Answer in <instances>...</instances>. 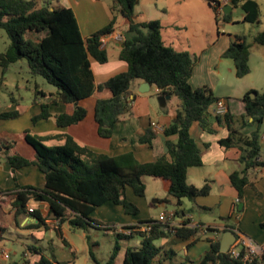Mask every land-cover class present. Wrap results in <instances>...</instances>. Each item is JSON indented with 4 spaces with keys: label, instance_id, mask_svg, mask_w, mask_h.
<instances>
[{
    "label": "trees",
    "instance_id": "obj_1",
    "mask_svg": "<svg viewBox=\"0 0 264 264\" xmlns=\"http://www.w3.org/2000/svg\"><path fill=\"white\" fill-rule=\"evenodd\" d=\"M51 1L38 4L36 0H0V29L5 31L8 38L5 50L0 52V77L4 76L12 62L25 58L31 74L42 76L56 87L57 100L73 104L71 112L54 115L59 127L77 123L84 118L86 108L79 104L81 99L95 90L108 89L110 97L98 98L94 105L97 131L103 137L111 135L118 116L128 110L126 97L132 82L135 79L145 80L158 89L159 95L175 96L178 99L174 116L162 131L165 136L176 135V139L165 140L164 154L141 162L130 151L109 155L79 144L66 133L37 135L25 129L23 137L35 152L34 160L18 153L10 154L8 150L12 142H0L3 148L0 153L4 154L12 168L36 164L44 174L45 183L42 188L24 186L16 192H2V202L14 208L15 216L25 213L33 217L35 226L44 225L48 214L52 213L60 222L68 220L74 229H85L88 226H100V222L91 218L90 213L108 201L121 205L126 213L136 214L138 207L126 197L125 189L129 187L135 195L143 196L145 184L142 177L145 175L167 180L168 192L175 198L177 205L181 204L183 198L192 200L208 194L209 181L202 186L186 181L187 169L202 164V153L190 134V126L193 122H198L202 128L209 130V107L219 99L206 85L191 87L189 78L196 57L187 50H177L165 44L160 34L162 25L159 20L136 21V0H112V14L108 23L85 38L80 33L73 10L61 4L53 5ZM211 1L215 4L210 3L216 23L220 18L229 21L230 12L218 14V1ZM229 2L231 6L241 9L243 22L259 23L260 9L256 0ZM116 14L128 21L127 28L121 34L118 53L119 58L126 61L127 68L95 85L90 58L100 63L107 60V52L101 46L100 38L113 30L117 23ZM253 42L264 45V29L253 35ZM249 48L246 35L235 34L221 54L232 60L236 77H242L250 70ZM251 91L255 92L254 97L250 96ZM240 100L243 103L240 114L227 109L224 114L215 115L217 120L222 118L229 129L228 135L219 139V143L224 147L235 146L240 150L242 167L229 173L230 183L237 191L238 203L242 202L244 189L249 184V169L264 164V160L259 158L264 91H247ZM17 113L16 110L5 111L0 113V117H12ZM49 116L51 113L48 112L47 105L42 104L41 112L32 121ZM248 117L256 123L249 135L232 127L234 118L241 121V128L247 124ZM154 135L155 132L147 128L138 136L137 141L150 143ZM49 136L61 139L62 143L45 145L43 141ZM13 193L14 199L7 202L4 197H10ZM30 198L46 201L49 206L48 214L42 216L38 209L27 210L26 203ZM67 209L73 212L70 218L66 217ZM186 222L173 227L154 222L149 231L140 232L138 247L126 248L121 264H161L160 257L161 260L169 259L173 251L155 245L153 240L166 237L170 232L180 238L196 236L197 227L188 226ZM260 226L264 227V221L260 222ZM0 231H3L2 223ZM219 247L220 237L211 240L208 250L196 264H264L262 255L243 261V248L234 257L230 251L221 252ZM118 249L116 241L105 264H113ZM37 264L53 263L41 256Z\"/></svg>",
    "mask_w": 264,
    "mask_h": 264
},
{
    "label": "crops",
    "instance_id": "obj_2",
    "mask_svg": "<svg viewBox=\"0 0 264 264\" xmlns=\"http://www.w3.org/2000/svg\"><path fill=\"white\" fill-rule=\"evenodd\" d=\"M36 1L41 4L40 0ZM216 1H218L217 9H222L225 4L231 6L229 0ZM51 3L53 5L61 4L73 10L83 38L106 25L112 14L111 5L103 3L102 0H52ZM210 3L215 5L212 1ZM232 8L233 6L230 7L229 12ZM185 15V12L180 11L179 18ZM188 19L192 22V16L189 15ZM135 20L138 21L137 18ZM158 20L163 30L168 22L165 23L161 18H158ZM127 25L128 21L121 18L110 33L101 36V46L105 48L108 58L102 63L90 58V67L95 85L105 81L115 73L126 70V61L118 56L121 47L118 37L125 31ZM199 31L201 32L199 37L202 42L196 49L197 52H192L194 56H198V59L193 67L189 83L193 88L202 85L208 86L215 96L225 101L227 109L235 114H240L243 111V103L240 98L245 92L255 90V88L249 82L243 81L237 88L230 86L227 89L219 90L220 68L227 66L228 70L234 72L232 60L222 57L221 54L230 40L233 39V35H246L247 41L250 43L248 57L250 70L244 75L245 77L252 70V49L254 53H258L257 58L264 62V45L253 42L255 32H251V30L247 32L231 31L224 26H220V30L217 27L215 33L204 31V29ZM162 39L165 44L171 45L177 50H186L174 46L172 39L166 40L163 37ZM3 78L4 76L0 77V84ZM142 81L144 80L135 79L132 82L126 97L128 110L118 116V121L114 124L109 137L98 134L97 123L94 119L95 102L98 98L110 97L111 93L108 89L95 90L88 97L81 99L79 104L86 108L84 118L77 123L59 127L55 123L54 115L61 112H71L73 104L57 100L56 90L46 92L35 87V96L29 105L19 104L16 99H12L11 104L0 106V113L13 110L18 112L17 115L12 117H0V142L4 144L12 142L8 152L23 155L18 150L25 142L23 131L29 127L31 133L37 135L69 134L79 144L86 145L96 152L116 155L130 151L141 162L153 160L166 152L165 140H175L176 135L165 136L162 131L155 132L150 143L138 142L137 138L147 128H150L149 122L151 120L156 121L163 127L167 126L174 116L178 99L175 104H168L169 99L172 97L170 96L166 99L165 105L161 106L157 99L158 89L154 85L149 84L148 90L144 92L138 90ZM261 83L262 92L264 91V74ZM153 93H155V96H153ZM226 97L229 98L226 99ZM230 101L236 104H234L233 110L230 107ZM42 104L47 105V110L51 113V116L32 121V118L41 112ZM212 107L213 105L209 107V130L202 128L198 122H193L190 126V134L202 153V164L189 167L186 172V181L190 184L202 186L206 181H209V193L192 199L193 206L188 208L160 209L156 217L151 214L153 212L152 208L157 205L160 206L161 202L176 203V200L168 192L169 182L167 180L157 176L145 175L142 177L145 184L143 196L135 195L129 187L125 189L126 197L138 207L136 214L126 213L121 205L108 201L96 207L90 213V217L99 221L100 226L74 229L70 226L68 220H64L60 222L57 231L51 226L55 216L53 217L52 213L48 214V203L30 198L26 203L27 210L38 209L42 216L48 214L44 225L35 226V219L30 215L22 213L15 216L14 208L6 202L3 203L1 195H3L2 192H16L24 186L42 188L45 183L44 174L33 163L12 168L5 159L4 154L0 153V208L7 216V220L0 219V223L3 224V231H0V264H37L41 256L46 257L53 264H105L111 252L104 259H100L95 255L94 250L100 247V242L97 238H94V231L97 229H101L105 235L110 232L114 234L117 243L119 240L122 241V247L119 246L113 262V264H121L126 248L138 247L140 244V232L143 231L135 226L147 221L157 222L158 215L161 212L170 210L177 211V213L175 212L177 225L187 221L188 226H196L198 231L196 236L188 238H180L172 232L166 237L157 238L161 240L159 246L173 251V255L169 259L161 260V257L159 258L161 264H196L205 251L208 250L210 241L221 237L222 233L229 229H237L264 246V227L260 226V222L264 221V164L249 169V184L244 189L242 207L238 208L237 191L230 183L229 173L242 167L239 160L240 150L235 146L224 147L219 143V139L228 135L229 129L222 118L217 120L215 115L212 114L211 116L210 109ZM240 126L241 121L234 118L232 127L238 129L244 135H249L255 129L256 123L252 121L251 117H248L247 124L241 128ZM45 140L53 141L50 145L62 143L61 139L54 136H49ZM259 143V158L264 160V120L260 127ZM2 149L0 146V151ZM152 178H158L159 181ZM150 197L154 198L150 200ZM4 198L7 202L13 200L14 193L10 197ZM183 204L184 198L180 205ZM192 207L216 215L219 221L210 222L206 215H199V219L196 220L190 211ZM65 213L67 218L73 216V212L69 209ZM135 235H139L140 238L135 240ZM130 241L133 245H130ZM8 243L22 246L18 258H14L12 248L7 246ZM47 249L51 251V254H46ZM3 251L8 253V257H4ZM178 257H181V260Z\"/></svg>",
    "mask_w": 264,
    "mask_h": 264
},
{
    "label": "rangeland",
    "instance_id": "obj_3",
    "mask_svg": "<svg viewBox=\"0 0 264 264\" xmlns=\"http://www.w3.org/2000/svg\"><path fill=\"white\" fill-rule=\"evenodd\" d=\"M43 1L44 0H40V3H42ZM102 1L103 3L111 5V0ZM210 1L211 0H137L134 6V14L136 15L138 21L151 19L158 20V18H161V20L165 21V23L168 22L167 26L164 27L163 30H160V34L162 35L161 37L165 38L166 40L172 39L174 46L178 48H184L189 51V53H192L193 51L195 52L199 47V44L202 42L201 38L199 37L201 34V32L199 31L200 29L215 33L217 27L220 30V26H224L231 31L247 32L248 30H251V32L256 33L258 30L264 28V0H256L260 7V22L257 24L243 22L241 20L242 12L238 6L232 8L230 12V21L225 22L220 18L216 23L214 18V10L210 4ZM180 11L185 12L186 15L179 18ZM116 15L118 22L121 17L119 16V14ZM189 15L192 16V22L188 19ZM196 28L197 30H195ZM7 44L8 38L6 36V33L3 29H0V52L5 50ZM191 55H193V53ZM256 55H258V53H254V50L252 49V70L247 76H243V78L236 77L232 70L227 69V66H222L220 68L221 77L219 81V90H224L225 88L227 89V87L230 86H234L237 88L240 83H242L243 81H247L249 82V84H251V86H254L253 88H255V90L261 92V79L264 74V62L257 58ZM195 57L197 61L198 56L196 55ZM1 82L0 106L11 104L12 99H16L19 104L29 105L35 96V87L41 88L46 92H53L56 90V87L47 82L42 76L30 73L28 63L25 58L12 62L9 65L8 70L5 72L4 78ZM153 96H155V93H153ZM176 101L177 98L175 96H172L169 99L168 104H175ZM234 104V102L230 101V107L232 110L236 105ZM210 112L211 116L212 114L215 115L212 111V108L210 109ZM27 130L31 132L29 127L27 128ZM52 142L53 141L47 140L43 141L45 145H50ZM18 152L28 157L30 160H32V158H36L33 148L25 142H23V146L19 148ZM152 179H156L157 181H159L158 178ZM153 198L154 197H150V200ZM189 206H193V203L187 198H184V204L182 206L177 205L175 202H161L160 206L157 205L156 207L152 208L153 212L151 214L156 217L160 209H173L177 207L188 208ZM190 211L196 220L199 219V215H206L208 216V221L210 222L219 221V218L216 215L214 216L209 212L198 210V208L196 207H192ZM0 219L7 220V216L4 215L1 208ZM94 233V238H97L100 242V247L94 250L95 255L100 259H104L106 258V256H108L109 252L112 251L116 237L111 232L107 235L103 234L101 229L95 230ZM245 235L248 236L247 234ZM134 237L135 240H138L140 238L139 235H135ZM249 238L257 243V241L252 237ZM160 241V239H154L153 243L155 245H158ZM118 244L120 247H122L121 240L118 241ZM130 245H133L131 241ZM7 246L12 248L14 258H18L22 246L13 245L11 243H8ZM45 252L48 255L51 254V251L48 249ZM180 258L181 257H178L179 260H181Z\"/></svg>",
    "mask_w": 264,
    "mask_h": 264
},
{
    "label": "built area",
    "instance_id": "obj_4",
    "mask_svg": "<svg viewBox=\"0 0 264 264\" xmlns=\"http://www.w3.org/2000/svg\"><path fill=\"white\" fill-rule=\"evenodd\" d=\"M218 14L222 12L221 8L217 9ZM121 40V36L118 37ZM227 107L226 103L223 99L219 98L213 103L212 111L215 115H222L226 112ZM149 127L153 132L163 131V126L157 123L154 120L149 122ZM156 222V221H154ZM152 221H147L139 226H135L137 229L146 232L149 231L151 226L154 224ZM157 222L168 224L173 227L176 226L175 222V212L173 210L161 212L158 215ZM60 221L58 218H55L51 222L52 228L55 230H59ZM235 234V240L229 246L228 251L236 257L239 255V251L241 248L245 250L244 256L242 257L243 261H250L253 256L262 255L264 257V246L254 242L251 238L246 236L244 233L238 231L237 229L232 230ZM4 257H8V253L3 251Z\"/></svg>",
    "mask_w": 264,
    "mask_h": 264
},
{
    "label": "water",
    "instance_id": "obj_5",
    "mask_svg": "<svg viewBox=\"0 0 264 264\" xmlns=\"http://www.w3.org/2000/svg\"><path fill=\"white\" fill-rule=\"evenodd\" d=\"M136 2H137V0H136ZM230 7L231 6L229 4H225L224 7L222 8V12L228 13L230 11ZM148 88H149V83L144 80L140 83L138 90L140 92H144V91L148 90ZM249 94L251 97L255 96L254 91H251ZM169 97H170V95H158L157 99H158L159 104L161 106H164L166 99H168ZM241 207H242V203L240 202V203H238V208H241ZM52 216L54 217V214H52ZM234 240H235V234L231 229L224 231L220 237L219 250L221 252H227L229 249V246L231 245V243Z\"/></svg>",
    "mask_w": 264,
    "mask_h": 264
}]
</instances>
